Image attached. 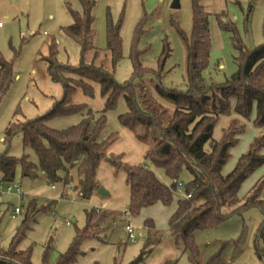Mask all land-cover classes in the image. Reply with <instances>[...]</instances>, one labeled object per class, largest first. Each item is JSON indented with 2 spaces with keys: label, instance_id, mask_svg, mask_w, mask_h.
I'll list each match as a JSON object with an SVG mask.
<instances>
[{
  "label": "rangeland",
  "instance_id": "obj_1",
  "mask_svg": "<svg viewBox=\"0 0 264 264\" xmlns=\"http://www.w3.org/2000/svg\"><path fill=\"white\" fill-rule=\"evenodd\" d=\"M95 1L94 46L100 52L96 61L98 65L105 62L117 83L123 85L132 77L131 56L134 48L140 52V62L144 68L158 71L164 45L168 43L172 53L165 62L161 77L146 75L136 85L145 86L158 101L162 100L156 92L157 85L187 91V50L177 29H181L190 39L194 0H179L180 8L177 10L171 8L174 0ZM200 3L210 15L211 35L209 66L203 76L208 82L225 84L238 70L237 45L242 43L252 51L264 45V0H200ZM69 7L82 13L79 0H0V54L6 61L13 62L15 68V82L0 104V157L8 152L10 156L21 158L26 153L33 163L38 164L34 151L25 149L23 135L18 134L7 144L4 143L5 131L11 122L24 123L47 115L54 104L64 98L62 84L51 80L47 64L41 58L49 54V45L55 41L62 64L75 67L81 64L79 45L62 31L73 24ZM220 16H223V20ZM110 22L114 25L121 22L124 58L115 70L112 69L110 55L106 57ZM224 22H233L235 32L225 29ZM93 57L94 53L89 54L86 62L91 63ZM88 83L93 87L92 92L86 93L83 87H77L70 97V104L86 105L94 112H100L105 107L101 87L94 81ZM126 112L127 105L121 99L117 107L107 113V129L103 137L118 135L119 140L112 146H115L112 155L126 156L129 161L139 163L137 165L144 164V152L140 151L144 144L120 124L119 117ZM82 119L83 114L59 117L53 119L50 126L65 130L78 125ZM255 120L256 108L249 120L235 112L220 118L214 131L215 140L221 138L222 130L232 122L237 127L245 126L223 168L224 176L234 170L254 140L264 134V128H257ZM146 165L163 183L172 186L162 170L149 162ZM100 167L101 179L114 193L113 197H103L101 202L93 197L90 200L81 199L72 191L73 186L67 189L62 183H48L40 171L35 179L22 178V169L17 166L12 184L19 187L25 199L20 204L16 192L0 195V251L9 248L17 229L25 220L29 206L34 204L39 213L29 222V229L18 249L29 250L33 264H44L45 259L48 264H57L61 255L71 247L78 230L86 227L87 212L92 209L107 213L109 228L101 239L84 241L80 246L81 254L73 264H132L139 259L148 243L150 234L144 227L147 220L154 222L161 242L148 259L138 264H264L257 256V251L263 249L258 241L259 230L264 223V214L260 209L249 208L233 215L229 213L232 208L224 209L226 218L219 226L195 233L199 253L193 261L188 254L174 247L169 232L170 218L178 201L184 198L185 188L183 191L176 189L171 206L150 207L133 217L128 213L130 197L124 173L116 171L106 161ZM262 179L264 166L241 186L238 194L240 204ZM178 181L186 186L190 181L188 172L184 171ZM18 206L23 207L24 213L13 218ZM68 222L70 225H67ZM127 225L134 228L135 239L130 238ZM152 234L156 233L153 231Z\"/></svg>",
  "mask_w": 264,
  "mask_h": 264
},
{
  "label": "trees",
  "instance_id": "obj_2",
  "mask_svg": "<svg viewBox=\"0 0 264 264\" xmlns=\"http://www.w3.org/2000/svg\"><path fill=\"white\" fill-rule=\"evenodd\" d=\"M79 2L82 13L69 7L73 24L62 31L79 45L81 64L77 67L62 64L55 41L49 45V54L41 58L47 64L51 80L62 84L64 98L56 102L47 115L24 123L11 122L5 131L4 143L7 144L22 134L25 149L34 151L38 164L33 163L26 153L21 158H15L6 152L0 157V183H13L16 168L20 166L22 178L35 179L40 171L48 183L73 186L78 197L90 200L101 188L98 170L106 161L116 171L124 173L130 190L128 213L136 217L150 207L171 206L178 180L187 171L190 181L184 188L191 198L178 201L169 221V232L174 247L195 261L199 253L195 233L219 226L226 218L224 209L232 208L229 213L233 215L249 208H258L264 214V179L255 185L241 204L238 197L243 183L264 166V134L254 140L234 170L226 176L223 175V168L245 126L237 127L232 122L222 130L219 140L213 138L220 118L230 116L232 112L249 120L256 108L255 126L264 128V45L252 51L239 43L237 72L225 84L208 82L203 73L209 66L211 52L210 15L200 0H194L190 39L181 29H177L187 50V91L157 85L156 92L162 100L158 101L145 86H137L136 82L150 74L161 77L165 62L172 53L169 44L164 45L158 71L144 68L140 62V52L134 48L131 56L132 77L121 85L117 83L114 73L107 70L105 62L100 65L96 62L100 53L94 46L96 1ZM220 18L223 20V16ZM223 27L235 32L233 22H227ZM107 36L106 57L110 55L112 69L115 70L124 58L121 22L116 25L110 22ZM91 53H94V57L88 63L86 57ZM14 69V63L6 61L0 54V104L15 82ZM88 81H94L101 87L105 107L100 112H94L86 105L70 104V97L77 87H83L86 93L92 92L93 87ZM121 99L127 105V112L119 117L121 126L148 146L144 164L133 166L124 162L122 155H109V150L119 137L116 134L103 137L107 129V113L115 109ZM74 114H83L78 125L65 130L50 126L53 119ZM147 162L162 170L172 186L163 183L146 165ZM38 213L35 205L31 204L9 248L0 251V264H33L31 252L18 249L29 229V222ZM108 218L106 212L98 209L87 212L86 227L78 230L71 247L61 255L57 264L75 263L81 254L82 243L99 240L108 230ZM144 227L149 231V240L139 259L132 264L148 259L161 242L152 220H147ZM153 231L156 234H152ZM258 241L263 249L257 251V256L264 263V223L259 230ZM44 264H48L46 259Z\"/></svg>",
  "mask_w": 264,
  "mask_h": 264
},
{
  "label": "built area",
  "instance_id": "obj_3",
  "mask_svg": "<svg viewBox=\"0 0 264 264\" xmlns=\"http://www.w3.org/2000/svg\"><path fill=\"white\" fill-rule=\"evenodd\" d=\"M178 189L182 190L184 189V184L183 183H179L178 184ZM16 192V196L20 202V204L24 201L25 197L24 194L21 192V190L19 189L18 186H16L15 184L12 183H0V195H2L3 193H13ZM184 198L186 199H190L191 198V194H184ZM24 213V209L22 206H18L15 208L14 210V215L13 218H17L18 216L22 215ZM68 225H70V223H67ZM126 231L128 232L129 236L131 239H135L134 236V228L131 225H128L126 227Z\"/></svg>",
  "mask_w": 264,
  "mask_h": 264
},
{
  "label": "crops",
  "instance_id": "obj_4",
  "mask_svg": "<svg viewBox=\"0 0 264 264\" xmlns=\"http://www.w3.org/2000/svg\"><path fill=\"white\" fill-rule=\"evenodd\" d=\"M133 137V136H132ZM133 139H134V137H133ZM141 146V145H140ZM115 147V146H114ZM114 147H111V149L109 150V155L111 154H114L113 153V149H114ZM142 150V151H141ZM147 150H148V146H146V145H142V148L140 147V151L141 152H144V156H143V158L145 157V154H146V152H147ZM123 160L125 161V162H128L129 164H131V165H137V164H139V163H135V162H131V161H129V159L126 157V156H124V158H123ZM105 162H103L102 164H104ZM101 168V167H100ZM101 169L99 170V176H98V178H99V180H100V184H101V187H103L108 193H109V195L107 196V197H113L114 195H112V194H114L112 191H111V189H110V187H108L107 185H106V182L104 181V180H102L101 178H102V176H101ZM104 181V182H103ZM53 188H55V186L53 187ZM69 188H71V187H67V189H69ZM72 189V188H71ZM72 191L73 192H75L73 189H72ZM128 195H129V197H130V190L128 189ZM98 196H100V197H102V199L100 198V197H98ZM98 196H93V198L96 200V199H100L99 200V202H101V201H103V197H106V196H101L99 193H98ZM115 215V214H114ZM68 225V224H67ZM128 226V225H127ZM126 226V227H127Z\"/></svg>",
  "mask_w": 264,
  "mask_h": 264
},
{
  "label": "water",
  "instance_id": "obj_5",
  "mask_svg": "<svg viewBox=\"0 0 264 264\" xmlns=\"http://www.w3.org/2000/svg\"><path fill=\"white\" fill-rule=\"evenodd\" d=\"M171 8L174 9V10H177L180 8V1L179 0H174V2L172 3L171 5ZM98 193L101 195V196H108L109 193L103 188L101 187L99 190H98Z\"/></svg>",
  "mask_w": 264,
  "mask_h": 264
}]
</instances>
